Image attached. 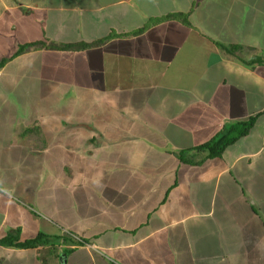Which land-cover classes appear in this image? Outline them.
<instances>
[{
    "label": "crops",
    "instance_id": "0c3cea01",
    "mask_svg": "<svg viewBox=\"0 0 264 264\" xmlns=\"http://www.w3.org/2000/svg\"><path fill=\"white\" fill-rule=\"evenodd\" d=\"M61 1L0 0V60L17 43L110 37L83 50H32L0 67V104L11 109L0 118V239L42 232L88 242L0 243V264H80L79 250L90 264L96 252L123 261L114 264H264V0H90L88 25L111 18L95 39L83 36L78 8ZM177 11L190 12V25L165 18ZM129 50L128 65H115ZM49 115V126L61 115L81 133L71 140L86 161L70 182L52 177ZM251 117L220 156L193 149L226 129L235 135ZM186 150L189 162L179 156Z\"/></svg>",
    "mask_w": 264,
    "mask_h": 264
},
{
    "label": "rangeland",
    "instance_id": "374dc122",
    "mask_svg": "<svg viewBox=\"0 0 264 264\" xmlns=\"http://www.w3.org/2000/svg\"><path fill=\"white\" fill-rule=\"evenodd\" d=\"M59 1H61V0H59ZM81 0H62L61 2H60V5H62V6H65V4L66 5H71V4H74L78 9H77V12L76 13H80V16H81V14H82V17H84V18H86V30H84V33H83V36H85V37H91V36H93L94 37V39L96 38V36L98 35V34H102V29L104 28V29H106V30H108V27H109V20L111 19V18H109L108 17V15H104L100 20H97V21H92L91 23H90V25H88V18L86 17V15H88L89 13H90V9H87V7H88V5H89V3H91L92 1H86V0H82L81 2H80ZM212 3H215L216 4V0L215 1H212V0H210ZM221 5H219L218 7H220ZM222 10H223V8H222ZM221 10V11H222ZM221 16H222V14H220ZM104 18V19H103ZM240 30H241V28H239ZM73 34V33H72ZM72 34L71 35H67V34H64V35H67V36H65V37H63V38H71V36H72ZM102 37V35H99L98 37H97V39H99V38H101ZM66 40H69V39H66ZM68 41H64V42H61V43H67ZM115 44V43H114ZM113 44V45H114ZM112 45V46H113ZM240 47V46H239ZM131 57V50H129L126 54H125V56H124V59H119V57L118 58H116V60H115V65H120V61H121V63L123 64V63H125V64H127L128 65V63H129V58ZM109 62H105V68H106V70H108V71H111L112 73H114L113 71H112V68L115 66L114 64H113V62H112V60L111 59H107ZM50 61L51 62H48L49 63V65H53L54 63H55V60H52V59H50ZM56 63H57V60H56ZM180 68L183 66L182 65V62L180 61L179 62V65H178ZM116 67V66H115ZM35 68V67H34ZM33 68V69H34ZM50 68H51V66H50ZM117 68V67H116ZM106 70H104V71H101V69H99L98 71H96V75L94 76V77H96V76H99L98 74H103V73H105L106 72ZM55 73L53 70H51V69H47V73ZM54 76H57L56 74L54 75ZM0 92L1 93H4L3 92V90L1 91L0 90ZM12 99L13 98H15V94H12L11 96H10ZM64 98L65 99H67L68 98V96H64ZM76 98V97H75ZM13 101V100H12ZM102 102H98L97 104H101ZM20 109L18 108V111H19ZM84 110L85 109H82L81 110V113H83L84 112ZM97 111V110H96ZM43 112V111H42ZM67 112H62V116H64L66 119H67V121L69 120H71V116L70 117H67ZM10 115H11V109L8 107V108H5V104L3 103H1L0 104V118H2L3 116H5V119L7 118V117H10ZM44 115H46V113H44ZM73 115V114H72ZM36 117V116H35ZM37 123L36 124H38V125H41L42 124V126L40 127L39 126V129L40 130H33L34 132H36V133H40L41 134V136H42V134H44V133H46V130L47 131H49V132H52V133H54V136H53V138H55L54 139V143H53V145H52V141H51V145L49 146V148H48V153L47 154H49L48 156H47V160H48V162H50V164H58V172H55V173H52V177L53 178H57V179H59V181H62V182H70V180H72V179H74V178H78L79 176H80V174H82L83 172L81 171L83 168H81V167H78L79 169H77V170H75L76 169V167H74L73 165H82V163H84L85 161H86V155H82L81 156V154H80V149L76 146V145H72V143H74L75 142V140L73 141V140H71V137H77V135H78V139H80L81 138V133H79V131H77V130H74V128H71V125H67V127L64 125V124H62L61 122H60V120H61V115H60V117H59V119H57L56 120V122H54L51 126H49L50 124H49V120L51 119L50 118V115L47 117V119H46V123H44L45 125H47V129L46 130H44V127H46L45 125H43V123H42V118L40 119L38 116H37ZM34 120H36V119H34ZM33 120V121H34ZM1 128V127H0ZM23 128H20V130H22ZM64 133V134H63ZM48 135L50 136V134H48V132H47V134H46V137H48ZM65 135L66 136H69L70 135V141H64V138H65ZM41 136L40 135H35V139H36V141L38 142V147H41L42 148V146L43 147H46L47 145H48V139H41ZM45 137V136H44ZM63 140V141H62ZM26 141H28V139H26ZM31 140H29V142H30ZM62 142H63V144H62ZM79 142V141H78ZM77 142V143H78ZM81 142V141H80ZM67 146H66V145ZM63 145V146H62ZM56 148V149H54V147ZM61 146V147H60ZM38 147H36V148H38ZM51 148V149H50ZM43 149V148H42ZM62 150L63 151V149H65V151H66V153H64V156H59V154L58 155H56V156H58V158H57V160L56 161H52V159L50 158V154L52 153V151H57V150ZM3 152V151H2ZM40 152H42V151H40ZM54 153V152H53ZM79 153V154H78ZM55 166V165H54ZM76 191H78V189H76ZM74 192H75V190H74ZM80 196V195H79ZM81 227H82V224H80V225H78L77 226V229H81ZM73 230V229H72ZM58 247V246H57ZM94 250V249H93ZM64 252V251H63ZM79 252H80V255H81V260H80V264H90L89 262L88 263H86V255H88L87 254V252H86V250H79ZM96 252V251H95ZM104 253V252H103ZM103 253H98V252H96L95 254L97 255V257H99V259H98V262H97V264H114L113 262H116L117 263V261L118 262H120V263H123V261H121L118 257H117V255H115L113 252H107V253H104V255H103ZM66 255V253L64 252V254H63V256L62 257H64ZM59 256H61V254H59ZM69 256V255H68ZM60 258V257H59ZM103 258V259H102ZM241 263V262H240ZM91 264H95V262H91Z\"/></svg>",
    "mask_w": 264,
    "mask_h": 264
},
{
    "label": "trees",
    "instance_id": "16d2710c",
    "mask_svg": "<svg viewBox=\"0 0 264 264\" xmlns=\"http://www.w3.org/2000/svg\"><path fill=\"white\" fill-rule=\"evenodd\" d=\"M189 13L190 12L184 13V12H178V11L170 12L165 16V18L181 19L184 23H187L188 25H190V21H189L190 14ZM142 29L143 28L136 29L135 32L139 33L142 31ZM110 36H113V33ZM109 38L110 37L108 36L105 38L104 37L99 38L94 41L79 40V41H74V42H69V43H57L55 41H49V42L34 41V42L17 43L15 49L12 51L10 55L2 57V59L0 60V67L4 66L10 60L24 53L30 52L32 50H38V49L83 50V49L90 48L93 46L101 45L107 42ZM227 50H229V52H232L230 47ZM253 120L254 118L251 117L249 120L239 123L240 130H238L237 133L233 136H231L230 135L231 132H229L226 129V131L223 132L222 134L218 135L217 137L215 136L214 138L194 147L193 149L206 151L208 153V157H211V158L220 156L225 150V148L231 142H233L237 137H239L243 132H245V129L247 130V128L252 125ZM30 130L31 128L28 129V131ZM189 150L191 151L192 149H189ZM187 152L188 150L181 151L179 156L180 158H182V160L189 162V160H187L186 158ZM58 240H62L64 242H66L67 240L68 243L75 242L76 245H83L86 242H88L86 239L84 240L77 239L76 241H73L74 236L71 233H63L62 235H59V236L50 237L49 235L40 232L36 236L25 239V240L19 239V237L14 234L6 235L0 239V243L19 247V248H34V247L41 246V245L43 246H48L50 244L55 245L54 243L55 242L57 243ZM57 250H58L57 247L53 246V251L55 253V256L59 257V253L57 252ZM63 251L68 255L70 252L73 251V249L66 248Z\"/></svg>",
    "mask_w": 264,
    "mask_h": 264
},
{
    "label": "water",
    "instance_id": "95a60500",
    "mask_svg": "<svg viewBox=\"0 0 264 264\" xmlns=\"http://www.w3.org/2000/svg\"><path fill=\"white\" fill-rule=\"evenodd\" d=\"M258 58H259V57H258ZM63 260H64V257H62V260H61V261H62V263H64V261H63Z\"/></svg>",
    "mask_w": 264,
    "mask_h": 264
}]
</instances>
